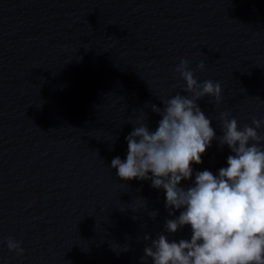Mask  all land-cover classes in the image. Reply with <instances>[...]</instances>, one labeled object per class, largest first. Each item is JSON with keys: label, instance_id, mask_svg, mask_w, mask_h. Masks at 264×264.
<instances>
[{"label": "water", "instance_id": "obj_1", "mask_svg": "<svg viewBox=\"0 0 264 264\" xmlns=\"http://www.w3.org/2000/svg\"><path fill=\"white\" fill-rule=\"evenodd\" d=\"M182 59L221 84L219 103L197 101L218 136L221 112L240 128L264 119V0H0V264H153L143 237L174 218L165 193L111 161L137 117L158 126L151 104L191 95ZM230 154L214 140L194 174Z\"/></svg>", "mask_w": 264, "mask_h": 264}, {"label": "clouds", "instance_id": "obj_2", "mask_svg": "<svg viewBox=\"0 0 264 264\" xmlns=\"http://www.w3.org/2000/svg\"><path fill=\"white\" fill-rule=\"evenodd\" d=\"M197 67L203 69L205 62L200 61ZM174 71L191 95L176 93L161 100L163 107L151 104L161 117L158 126L150 129L147 112L137 117L125 137L126 159L117 156L111 161L121 180H150L151 187L162 189L165 208L169 217H174L166 218L164 231L156 238L151 234L143 237L151 243L141 259L150 257L153 264H264V135L257 131L264 126V119L253 117L254 126L240 128L230 112H221L222 134L218 136L197 101L208 96L219 103L221 84L198 82L186 59ZM214 140L220 148L226 145L230 149L227 166L219 168L218 174L210 170L194 174L192 165L203 163L202 156ZM182 181L192 183L183 186ZM157 215L153 210L150 216L154 219ZM184 226H190V239L169 241L167 234ZM7 248L17 256L25 252L13 237L7 238Z\"/></svg>", "mask_w": 264, "mask_h": 264}]
</instances>
